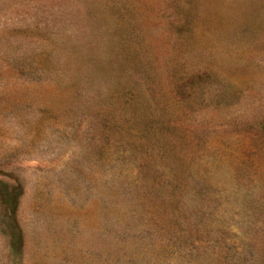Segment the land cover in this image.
I'll return each mask as SVG.
<instances>
[{
    "label": "rangeland",
    "instance_id": "1",
    "mask_svg": "<svg viewBox=\"0 0 264 264\" xmlns=\"http://www.w3.org/2000/svg\"><path fill=\"white\" fill-rule=\"evenodd\" d=\"M0 264H264V0H0Z\"/></svg>",
    "mask_w": 264,
    "mask_h": 264
}]
</instances>
